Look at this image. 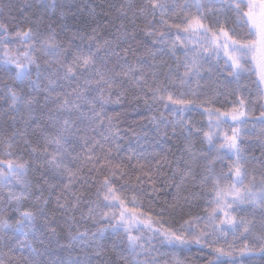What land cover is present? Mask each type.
Returning a JSON list of instances; mask_svg holds the SVG:
<instances>
[{
    "label": "snow or ice",
    "instance_id": "6c2138e0",
    "mask_svg": "<svg viewBox=\"0 0 264 264\" xmlns=\"http://www.w3.org/2000/svg\"><path fill=\"white\" fill-rule=\"evenodd\" d=\"M225 2L228 13L213 14L209 20L206 13L215 7V0H177L174 6L169 0L136 4L125 0L109 5L119 24H114L111 12H105L103 27L113 25L114 31L102 36L95 8L82 21L91 31L80 27L73 31L65 22L68 12L60 0L35 4L27 0L18 5L0 0V15L15 8L18 17L13 18L14 30L0 20V73L16 85L0 76V99L7 105L2 110L14 113L9 117L14 130L0 139L5 149L0 157V189L7 191L0 195V244L8 252L17 234L31 233L35 240L42 232L40 221L48 222L44 206L50 199L43 196L47 187L49 196H56L57 208L72 221L80 204L88 203V218L96 229L74 233L69 229L71 240L81 245V254L74 259L41 258L49 255L51 237H40L41 244L47 243L43 252L24 242L30 251L23 264H189L185 253L193 245L207 249L205 255L211 258L206 264H264V106L256 116L252 102L231 88L235 84L238 89L247 74L249 79L255 77L258 98H264V0ZM137 21L145 27L139 29ZM138 31L150 39L141 40ZM137 44L153 58L157 45H167L159 51L175 57V67L167 65L160 79L156 64L137 55ZM180 49L183 59L177 55ZM205 73L214 78L217 90H225L221 94L238 96L230 109L215 107L213 97L201 88ZM175 87L182 89L178 96L172 91ZM128 92L145 104L161 103L165 111L151 117L158 133L168 136L171 126L169 139L177 128L185 136L183 153L166 182L174 183L178 193L187 186L197 190L188 196L178 194L158 212L144 209L143 201L161 189L139 163L143 153L137 160L141 174L133 182L102 142L121 138L105 108L119 104ZM198 109L206 114V125L190 119ZM257 129L262 151L249 160L243 141L257 135ZM125 131L137 138L147 135L131 126ZM89 132H98L102 140L89 137ZM16 138L23 139V152H13ZM197 140L207 145V152L196 150ZM81 141L86 147L84 160L77 151ZM224 157L231 161L227 175L215 168ZM253 162L260 165L259 178L249 173ZM33 164L37 171L43 169L35 184L28 180ZM92 188L95 199L82 201L81 190ZM199 199L205 201L204 214L185 217L184 206ZM25 201L32 203L26 206ZM50 231L56 236L54 227ZM0 264L6 262L0 259Z\"/></svg>",
    "mask_w": 264,
    "mask_h": 264
},
{
    "label": "trees",
    "instance_id": "16d2710c",
    "mask_svg": "<svg viewBox=\"0 0 264 264\" xmlns=\"http://www.w3.org/2000/svg\"><path fill=\"white\" fill-rule=\"evenodd\" d=\"M5 3H10L13 5H18L21 3L27 2V0H4ZM35 4L38 0H32ZM62 4H64L65 9L68 14L65 17V22L67 25L74 31L77 27H80L86 31H91L90 27H87L82 23L83 20L88 19L89 12L92 8H95L96 11V22L101 26V35L107 36L109 33L114 31L113 25H108L106 28L103 27L107 20L105 18V12H111L112 19L114 24H119V21L115 19L116 13L114 9L109 8V5H120L125 3V0H60ZM131 3H143L144 0H130ZM177 0H169L170 6H174ZM182 2V0H180ZM35 11V8L33 9ZM194 11V9H193ZM216 11H219L218 15H226L228 13V5L225 0L215 1V7L211 12L206 13L209 17V20L214 19L213 14ZM11 14H9V10H6L3 15H0V20L6 21L9 24L10 30H14L16 27V23L14 22V17H17L16 9L13 8L10 10ZM73 13L75 15H73ZM51 15V12L48 13ZM129 16H131V12H129ZM171 22V15L169 17ZM176 19H179L177 17ZM128 24V27L131 28L132 25L129 21H125ZM139 25V29H143L145 25L141 21H137ZM93 27L96 25L93 24ZM174 31V30H173ZM137 35L141 40L150 39L145 38L142 31H138ZM63 39V37H62ZM79 43V41H77ZM136 43V42H134ZM139 48V52H137L138 56H141L148 64L155 63L158 75L160 79H164L163 73L168 71L167 65H172L175 67V57L164 54L159 49H166L167 45H157L156 48L153 49L157 54L155 58L152 56H148L145 54V49L141 44H137ZM183 50L180 49L177 51V55L180 56V59H183L181 52ZM129 60L133 61V57L129 56ZM0 76H3L0 73ZM205 78L200 81L201 88L204 89V92H207L208 95L212 96L214 99L215 107H220L222 110L230 109V107L237 102V95L231 94H221L225 90L220 88L217 90L216 85L213 83L214 78L209 79L208 75L204 74ZM255 77L251 79L248 78L247 74L242 78L239 88L233 84L231 86L232 89H236L239 96H243L246 101H251V107L256 116H259V112L261 107L264 106V98H258L256 91V84L252 81ZM3 80H7V82L15 87L16 85L10 80L7 76H3ZM3 80H0V95H2V86ZM151 83V80H149ZM193 88H196V85L193 84ZM172 91L175 95H179L180 89L179 87L172 88ZM198 93H200V97L203 98V92H200L197 89ZM132 92H128L127 95L122 98L119 104H109L105 108V112L108 116L113 118V126H118L120 139L113 141L109 139L107 142H104L102 138L97 133L89 132V137L96 136L97 139H101L103 143H105V148L110 147L113 151V159L114 163H122L124 168L129 176L132 177V181H135V175L141 174V170L137 165V160L140 157V153H143L144 158L139 159L140 164L145 165L144 171H150L152 174V179L159 181L157 187L161 190L154 196L151 197V200L145 199L143 201L144 209H155L157 212L164 205V203L172 202L174 198L179 194L182 196H188L192 191H196L197 189L192 188L191 186H187L183 188L179 193L175 187L174 183L166 182L173 175V168L178 162V158L183 153V148L186 143L185 136L180 132L179 128H177V132L175 136L169 139V136H172L171 126L167 129L168 136H164L158 133L156 125L151 122L152 116H159L161 112H164L165 109L162 107L161 103L157 102L153 104L151 100H148V103L145 104L144 99L135 100L132 98ZM151 95L150 93L148 94ZM115 99V97H113ZM7 105L4 103L3 99H0V139H2L5 135H11L14 130L13 121L9 118L14 113L11 111L5 112L2 109L6 108ZM171 118V117H170ZM190 119L194 124L198 125H206L207 117L206 114H202L201 110H197L194 113L190 114ZM142 122V123H138ZM16 126H22L17 124ZM129 126L135 128L138 132L142 131L147 135H141L139 138L134 136L131 131H125ZM108 127V122L105 120V128ZM31 134V132L29 133ZM259 134V129H257V135L250 136L245 138L243 141V145L246 149V156L251 160V157L255 155L259 157L261 154V144L259 139L257 138ZM119 145V147H117ZM196 150L207 152V145L200 142L199 140L195 143ZM250 149V151H249ZM4 147L2 143H0V157H3ZM23 152L24 144L22 138H16L13 152ZM77 151L80 153L81 160H84V154L86 152V147L81 141L77 147ZM99 151V149H97ZM118 153V155H116ZM186 155V154H185ZM213 156L216 155L215 152L212 153ZM129 156L132 157L129 160ZM167 158L166 160L164 158ZM27 155L25 154V159H27ZM160 160L162 163L160 165L156 164V161ZM78 161L77 163H79ZM181 166H183L182 162ZM231 161L224 157L223 159H218L216 161V171L219 173L221 170L225 175L228 174L229 165ZM87 168V163L85 162V170ZM249 173L257 174V178H259L260 165L256 163H249L248 165ZM43 169L37 171L36 165H30L28 180L35 184L36 180L39 179V176ZM251 178V176H250ZM142 179L146 182L148 181L147 176H142ZM179 182V176L176 178V183ZM147 187L148 184L146 183ZM78 187V186H76ZM60 189H57V194ZM50 190L45 187L43 192V196L45 198H49L50 202L44 207L47 210L48 222L42 219L40 221V227L42 229L41 233H37V238L34 240L33 234H28L27 236L17 234L13 243V250L8 252L6 248L2 244H0V259H3L6 264H23V257L29 255V249L25 247V243L32 244L33 247L37 248L41 252H43L47 248V243L41 244L40 237L43 236L45 238L51 237V248L48 250L49 255H43L45 261L51 259H64L68 260L70 258H75L77 255L81 254V245L77 241L71 240V234L69 229L71 228V232L74 233L77 229L80 231L90 230L95 231L96 224L92 219L88 218V207L90 206L86 202H82L79 206L80 211L76 213L75 221L66 218V215L62 213L56 205V196H49ZM81 198L82 201H88L91 199H95V188L89 190H81ZM0 195H7V191L4 189H0ZM69 195V199L71 200V195ZM26 206L31 205V201L24 202ZM205 206V201L203 199H199L193 202L191 205L184 206V215H203V207ZM54 227L56 230V236H52L50 228ZM239 243V241H238ZM193 250L189 253H185L189 264H206V261L211 257L205 255L207 249L200 251L198 246L193 245ZM7 253V254H6ZM111 255V252H109ZM183 258V257H182ZM170 259V258H169Z\"/></svg>",
    "mask_w": 264,
    "mask_h": 264
},
{
    "label": "rangeland",
    "instance_id": "374dc122",
    "mask_svg": "<svg viewBox=\"0 0 264 264\" xmlns=\"http://www.w3.org/2000/svg\"><path fill=\"white\" fill-rule=\"evenodd\" d=\"M215 1H220V0H215ZM214 13H217V14H218V13H220V12H219V11H216V12H214ZM12 47H15V46L13 45Z\"/></svg>",
    "mask_w": 264,
    "mask_h": 264
}]
</instances>
